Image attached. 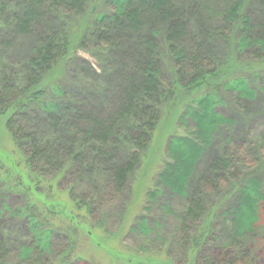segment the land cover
<instances>
[{
  "label": "trees",
  "instance_id": "1",
  "mask_svg": "<svg viewBox=\"0 0 264 264\" xmlns=\"http://www.w3.org/2000/svg\"><path fill=\"white\" fill-rule=\"evenodd\" d=\"M252 4L253 0H0V30L17 35L33 36L35 26L42 25L48 12L59 14L58 25L36 36L17 77L3 73L0 80V123H5L22 165L18 167L15 157L3 150L0 164L8 167L5 177L14 171L19 178L16 192L27 203L13 212L14 217L26 219L31 237V243L21 248L23 262L29 263L34 254L40 259L51 253L60 220H71V226L63 230L72 244L70 248L75 240L77 245L72 237L78 230H84L101 246L94 232L98 228L89 223V229L88 223L80 222L81 218L95 219L89 199H76L73 187L67 190L66 201L42 191L46 170L50 166L60 168L62 152L69 147H74L72 163L75 159L84 166L80 173L92 177L108 172L116 193L123 192L131 173L146 162L152 149L165 150L167 161L145 200L152 203L162 190H168L185 201L179 219L180 245L191 263L199 264L201 258L203 264L247 262L249 248L235 252L230 246L214 259L202 257V248L215 231V216L202 205L199 190L190 193L189 187L196 165L219 128L231 130L237 124L217 111L224 105L223 96L251 102L257 97L253 81L261 83L264 91V23L253 20L249 13ZM69 16L75 19L71 24L65 22ZM127 40L132 42L124 46ZM217 42L224 43V55L216 54ZM79 50L98 55L102 64L104 53L115 50H123L130 60L127 70L120 69L117 74H126V82L118 90L116 112L99 116L84 133L69 123L63 100L67 91L62 84ZM161 55L170 64L167 78L160 66ZM36 118L51 127L50 137L33 132ZM189 124L192 131L187 130ZM181 127L187 130L185 136L179 133ZM79 137L85 141H79ZM122 149L127 156L122 161L115 159ZM230 158L229 154L215 158L213 171L229 169ZM90 161L94 162L91 166ZM69 169L63 165L61 176L43 180L55 186L52 190L57 189ZM0 181L4 183L1 175ZM237 191V203L223 215L228 232L233 233L231 240L236 242L258 230L264 210V188L259 177H248ZM2 217L0 208V229ZM203 218L198 235L191 239L190 226ZM134 224L148 233L145 214H140ZM4 242L0 234V264L7 254ZM72 250L57 256L56 264H82L79 255L71 259ZM160 264L173 263L167 259ZM251 264L262 263L254 258Z\"/></svg>",
  "mask_w": 264,
  "mask_h": 264
},
{
  "label": "rangeland",
  "instance_id": "2",
  "mask_svg": "<svg viewBox=\"0 0 264 264\" xmlns=\"http://www.w3.org/2000/svg\"><path fill=\"white\" fill-rule=\"evenodd\" d=\"M10 1L13 0H7ZM249 13L253 20L264 23V0H253ZM58 16L57 13L48 12L42 25L35 26L38 33L33 36H22L11 30H0V80L3 73L17 77L24 61L30 55L36 36L58 25ZM74 20L73 16H69L65 22L71 24ZM128 42L132 41H125L124 46L128 45ZM222 44L224 43L217 42V55H224L226 51V47ZM215 48L216 45H212V49ZM123 52V50H115L104 53V64L101 63L102 58L91 51L79 50L75 58L71 59L68 71L62 78L63 87L67 91L63 100L69 123L77 131L84 133L99 116L105 117L116 112L118 90H121L126 82V74L122 77H117V74L120 69L127 70L130 64L129 58L125 57ZM160 60L163 74L167 78L170 64L164 55H161ZM253 82L254 88H257V97L251 102H239L233 96H223L224 105L218 107L217 111L234 119L237 124L231 130L226 127L219 128L214 135L212 145L199 160L194 176L190 180V193L198 189L202 205L208 214L215 216L213 222L215 231L202 248L201 255L204 259H214L220 250L231 246L235 252L239 249H250V257L244 264H251L254 258L264 264V210L261 211L258 230L237 242L231 240L233 233L228 232V225L223 218L224 213L237 203V189L245 179L251 176L259 177L264 188V91L260 89L261 83ZM32 123L33 132H37L42 137L51 136V127L42 119L36 118ZM188 126L187 130L192 131L193 125ZM171 130L173 128L168 132ZM178 130L182 136L187 133L183 127ZM77 134L76 132L74 139H77ZM78 140L83 139L79 137ZM69 148L62 152L60 168L50 166L46 170L41 183L42 191L66 201L68 198L66 192L73 187L71 190L76 199L85 197L89 199L95 219L89 221L81 218L80 222L90 223L98 228L94 232L97 231L96 234L99 235L97 240L102 242L101 246L98 247L97 243L90 240V236L84 230H78L72 237V241L77 239V245L75 240V244L70 248L72 244L63 230L71 226V220H60L59 232L53 239L51 253L45 254L40 259L38 254H34L29 263L23 262L20 257L21 248L31 243V237L26 219L14 217L13 212L26 206V198L16 192L15 184L19 178L15 176L14 171H11L10 176L5 177L4 173L8 167L4 166V169L1 163L0 175L6 183L0 181V208L3 210L0 234L5 239L4 247L7 252L3 264H56L57 256L68 249L74 250L70 254L71 259L75 255L83 258L82 264H160L166 263L167 259L173 264H192L187 251L180 245L179 219L182 217L185 201L172 195L168 190H162L152 203L145 200L146 193L154 188L157 173L167 161L165 150H160L158 147L152 149L150 158L148 157L145 163H141L131 173L123 192L116 193L117 190L108 172L102 176L92 177L88 173L86 176L80 173L84 166L75 159L72 163L71 154L74 152V147L70 148L71 150ZM0 150L12 154L18 167L22 165L20 155L15 153L12 139L5 130L3 122L0 123ZM227 154L231 157L230 168L213 171L211 166L215 158ZM126 156L127 151L122 149L115 159L122 161ZM95 158L102 162L99 156L95 155ZM92 162L90 161V166ZM63 165L69 166L70 169L63 174L57 189L52 190L55 186L44 182L43 179L53 180L55 176H61L62 174L59 173ZM45 192L42 194L44 195ZM140 214H145L147 217V228L150 231L148 233L136 229L134 221ZM204 222L205 218L199 224L190 226L187 232L191 239H195L198 235L197 228ZM202 261L201 258L199 264H203Z\"/></svg>",
  "mask_w": 264,
  "mask_h": 264
}]
</instances>
